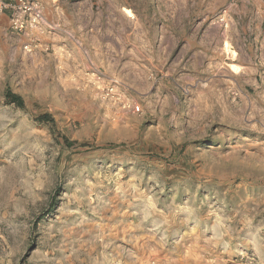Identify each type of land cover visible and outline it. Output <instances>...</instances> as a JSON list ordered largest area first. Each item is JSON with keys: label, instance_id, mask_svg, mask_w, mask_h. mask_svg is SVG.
Wrapping results in <instances>:
<instances>
[{"label": "rangeland", "instance_id": "374dc122", "mask_svg": "<svg viewBox=\"0 0 264 264\" xmlns=\"http://www.w3.org/2000/svg\"><path fill=\"white\" fill-rule=\"evenodd\" d=\"M0 12V264H264V0H28Z\"/></svg>", "mask_w": 264, "mask_h": 264}, {"label": "built area", "instance_id": "2783aa9c", "mask_svg": "<svg viewBox=\"0 0 264 264\" xmlns=\"http://www.w3.org/2000/svg\"><path fill=\"white\" fill-rule=\"evenodd\" d=\"M12 11V28L23 31L28 25L37 24L41 21V9L38 4L28 0H16L15 3L0 0V12Z\"/></svg>", "mask_w": 264, "mask_h": 264}, {"label": "crops", "instance_id": "0c3cea01", "mask_svg": "<svg viewBox=\"0 0 264 264\" xmlns=\"http://www.w3.org/2000/svg\"><path fill=\"white\" fill-rule=\"evenodd\" d=\"M5 1H7V2H11V3H15L16 2V0H5ZM4 14H3V13ZM1 12V14H3V19H7L8 20V17H9V14H11V10H5V11H2ZM9 13V14H8ZM1 16V15H0Z\"/></svg>", "mask_w": 264, "mask_h": 264}]
</instances>
